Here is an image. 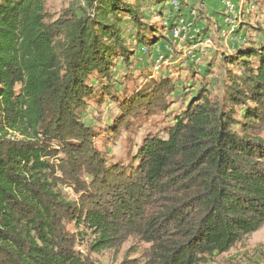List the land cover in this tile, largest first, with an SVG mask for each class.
<instances>
[{"label": "trees", "instance_id": "trees-1", "mask_svg": "<svg viewBox=\"0 0 264 264\" xmlns=\"http://www.w3.org/2000/svg\"><path fill=\"white\" fill-rule=\"evenodd\" d=\"M142 1L87 0L89 13L53 21L44 0H0V264H98L77 249L88 238L95 253L149 246L121 264H207L264 227V42L224 58L240 74L222 101L200 90L127 166L82 122L105 97L119 109L114 137L169 110L168 77L123 97L113 84L133 56L123 17L149 50L159 43L142 31Z\"/></svg>", "mask_w": 264, "mask_h": 264}, {"label": "rangeland", "instance_id": "rangeland-1", "mask_svg": "<svg viewBox=\"0 0 264 264\" xmlns=\"http://www.w3.org/2000/svg\"><path fill=\"white\" fill-rule=\"evenodd\" d=\"M51 19H58L61 12L71 8L81 16L89 13L87 0H44ZM182 1V5H181ZM229 0H143L142 15L150 28H142L150 36L151 27L158 30L159 43L149 50L136 37V28L127 17L120 24L122 37L131 50V65L119 60L113 73L117 95L123 97L140 89L148 77L170 78L176 84V92L168 99L169 110L145 120L136 118L131 131H122L117 137L110 132L119 115L118 105L109 97L101 104L90 102L80 112L81 120L95 132V145L110 163L127 166L132 156L148 134L165 137V130L174 116L200 90L207 89L211 100L222 101L229 83L230 71L240 74L237 66L227 59L236 55L242 45H260L264 42V0H232L235 9L228 13ZM134 3L135 0H127ZM184 28L181 38H174L176 28ZM205 27L208 35L202 34ZM241 30L244 32L241 33ZM152 40V38H151ZM154 40V39H153ZM150 47V46H149ZM95 83L94 88L98 89ZM73 229V227H70ZM90 242L77 249L89 255L98 264H121L125 259H141L149 246L129 240L120 250H90ZM207 264H264V227L246 237L226 254L209 259Z\"/></svg>", "mask_w": 264, "mask_h": 264}, {"label": "built area", "instance_id": "built-area-1", "mask_svg": "<svg viewBox=\"0 0 264 264\" xmlns=\"http://www.w3.org/2000/svg\"><path fill=\"white\" fill-rule=\"evenodd\" d=\"M226 9H227V12L230 13L232 12L234 9H235V3H233L232 0H229L226 2ZM185 32L184 28H176L173 32H172V36L174 38H181L183 33Z\"/></svg>", "mask_w": 264, "mask_h": 264}, {"label": "crops", "instance_id": "crops-1", "mask_svg": "<svg viewBox=\"0 0 264 264\" xmlns=\"http://www.w3.org/2000/svg\"><path fill=\"white\" fill-rule=\"evenodd\" d=\"M244 31L243 30H241V33H243Z\"/></svg>", "mask_w": 264, "mask_h": 264}]
</instances>
